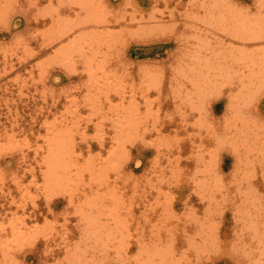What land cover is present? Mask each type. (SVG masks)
Segmentation results:
<instances>
[{"label":"rangeland","instance_id":"374dc122","mask_svg":"<svg viewBox=\"0 0 264 264\" xmlns=\"http://www.w3.org/2000/svg\"><path fill=\"white\" fill-rule=\"evenodd\" d=\"M71 1L0 0V264L12 262H14L12 264H70L64 258L65 253L62 252V246L67 241L65 236L70 239L76 234L79 220L77 208L81 203L77 201L76 197H73L74 194L71 195L72 199L69 198L71 201L67 199V193L63 194V191H69L67 186L63 190L59 189V186L44 184L45 158H43L42 152L46 149V143L49 142L50 137L55 134H57L56 139L58 137L59 140L60 138L68 140V146L72 147L70 154L77 161L84 163L88 157L90 158L88 160H90L91 167L88 172L82 173L85 180L79 182L80 186L88 188L90 185L94 188L98 187L101 182L103 185V181H105L103 186L100 185L106 189L108 195L114 194V191L122 195L115 198H118L120 202L118 200L117 203H115L116 200L113 201L114 208H119L116 210L120 212L118 218L121 219L117 220L114 226L118 230L114 229V235H111L113 240L109 239L111 242H107L109 247L111 246V250H108L109 253L104 251L102 254H97L96 259L91 258L87 252L82 253L83 264H125L128 263V259L133 260L135 258L133 257L134 254L137 255L136 258L141 260L144 257L143 264L147 260L149 261V258L151 260L149 264H157L159 261L161 263L163 261L162 264H238V253L230 246L239 227V221L235 215V209H237L235 204H237L236 192L242 188L235 183L237 179H242L245 176L243 179L245 185L243 186H247L248 179L253 181L255 178L259 182L258 200L262 201L264 199V174H262L264 170L258 167L257 158L254 160L253 157H250L251 165L249 167L257 165L256 170H252L254 177L246 176L250 171L244 175L239 173V175L234 168L235 154L228 145V135H225L224 131H232L234 125L238 123V120L235 122L236 119H247L250 115L251 131L242 135L248 141V145L251 143V139L256 133L252 131L253 125L255 127L256 122L259 121V123L264 124V87L260 86V90L254 92V95L251 96L253 100L248 106L237 108V110L236 108L230 109L231 104L229 103H238L239 99L236 98L232 101L231 95L235 91L229 90L226 80L220 83V79H218L216 84L220 83V90H212L213 92L209 91L208 94L203 85L204 90H198L203 93H200L201 99L198 98L200 94L197 90L189 95H184V90H188L185 85L189 84L188 77H197L201 74L197 71L194 72L192 65L188 64V62L196 60V56L193 57L194 45L201 39L196 36L207 35L210 39L208 41L212 45H215L218 38L221 40L223 38L222 41L225 42H222L223 45L221 44V46L227 45L230 49L232 42L236 47H240L238 42L235 43L236 40L239 41L240 34L237 37L238 31L234 28L228 30L229 33H225L218 32L211 26L210 28L206 27L207 24L201 20V17L205 16L202 0H99V2L98 0H91L90 4L95 5L97 2L102 5L103 11L101 10V12L103 14L99 13L101 16L96 13L93 16L91 13L89 15L85 9H81V0H75V4ZM4 5L7 11H2ZM247 7L248 11L255 15L254 17L257 16V26L259 28L264 27V0H262L261 6L254 0H241L238 4V8L241 9L240 12L246 10ZM259 7L260 9H258ZM87 14L92 19L84 18L85 15L89 17ZM150 15L152 19H150ZM98 16H100L101 21H96L99 19ZM60 22L63 24L60 25ZM154 24L156 25L153 26ZM94 29L97 32L101 31V33L97 34ZM204 29L208 30L205 31ZM84 30L86 34L83 32ZM104 31L106 32L103 33ZM90 32L96 34H92L93 37L104 35L103 38H110L111 42L109 39L107 40L109 42L105 40L102 42L100 39V41L94 40V38L91 40ZM233 32L236 33V36ZM115 33L118 36H115ZM78 35H82L81 38L85 37L86 40L84 38H82L83 41L78 39L80 38L77 37ZM230 36L235 41H232ZM196 38L199 40L197 41ZM167 41H169L168 46L164 44ZM104 42L108 44L105 45ZM255 45L259 48L264 46L262 42H257ZM106 47H108V50L106 49L107 54L104 50ZM257 47L254 50L255 55L259 51L264 52ZM93 48L98 51L97 54ZM60 50L63 52H61L62 55ZM93 52L95 53L92 55ZM100 52L105 54H103L104 58ZM190 52L192 55L189 54ZM83 53L85 54L83 55ZM245 53L247 52L245 51ZM200 59H204V57L202 56ZM221 61L223 62L224 59ZM252 61L253 58H245V56L242 59L237 58L235 59L237 64L231 66L230 71H236L245 62L250 63ZM186 64L190 68L185 66ZM223 67L224 70H228L227 64H224ZM175 68L177 72L174 70ZM197 68L196 70L199 69ZM179 69L181 70L179 71ZM94 71L96 72L94 73ZM144 74L146 75L144 76ZM173 76L174 78H172ZM153 78L159 79L157 80L158 87L153 85L157 82ZM96 81L98 84L103 81L104 85L103 83L102 86L98 85ZM147 84L150 85L147 86ZM154 87L157 88V91ZM179 91L181 94L178 93ZM93 95H96V100H92ZM114 105L115 109L112 108ZM127 105L133 106L131 111L129 107H126ZM259 106L262 112L259 111ZM255 110L261 114H254ZM87 115H90V119ZM115 115L118 117L117 119ZM256 116L259 117V120ZM126 117L127 121H130L129 118L131 121L134 118L132 123L134 122L136 125L138 122V126L134 127L130 123L131 126L129 127ZM99 118L103 120L101 121ZM122 118L125 120L120 122L121 124H117L116 122L121 121L119 119ZM116 124L121 127H117ZM51 125H53L52 127L55 125V128H52ZM118 128L124 133L119 134ZM125 128L128 132L125 131ZM150 128L151 130H149ZM131 130L135 133L133 134L134 138ZM59 134L62 137H59ZM117 134L119 135L116 136ZM128 139L131 141L134 139V141L130 144ZM143 142H148L149 148L143 145ZM223 142L228 143L223 144ZM44 146L46 147L44 148ZM113 148H117L116 151ZM119 148L122 150L120 151ZM108 149L112 151L109 152ZM207 149L214 152L210 155ZM117 150L121 153H118ZM123 150L127 152L122 154ZM200 156L204 157H202V161L197 162L196 157ZM165 159H168L169 162ZM204 159L205 161L209 160L211 164H205V173L200 171ZM115 163L118 165L112 167ZM174 170L177 177L172 174ZM89 173L94 178L88 179ZM201 178L204 180V191H202L203 187L198 184L203 181ZM106 184L107 186H105ZM74 186L71 184V192H74L76 187ZM160 189L161 194L158 192ZM102 195L106 196V194ZM154 195L158 204L153 202L155 201ZM81 199L83 203V197ZM105 199L100 200L105 202L103 201ZM161 199L162 201H159ZM121 201L123 204L119 206ZM107 204L111 206V202ZM154 204L156 206L152 207ZM160 205L167 209H161ZM184 206L190 208L185 207V209ZM206 207L207 209H205ZM187 209L190 210L187 211ZM167 211L171 213L169 214ZM165 213L169 217L167 214L164 215ZM204 213L207 215L214 214V217L211 216L212 221L207 223L216 226L213 234L216 236L213 237H217L216 240H219L221 245L215 243L216 245L209 246L202 251V249L196 248L198 245L196 247L191 245L189 237L192 238V235L197 237L198 232V225L195 229V225L191 224L192 219H196L195 216L203 219ZM166 216L169 219L165 218ZM122 219L125 221L122 222ZM189 220L192 221L187 222ZM119 222L120 224L122 222L121 226ZM151 222L155 223L152 224ZM103 223H107L106 220H103ZM150 223L157 230L151 228ZM17 229L23 233L19 237L20 239L14 235L18 231ZM148 229H150L151 235ZM120 231L126 234H122V238L121 236L117 238L119 234L121 235ZM50 236L52 239L48 240ZM167 236L169 237L167 238ZM116 241H120L121 245L118 242L119 246H117ZM125 241L128 243L126 244L127 249L124 245ZM140 243L143 244L140 245ZM226 243L228 247H226ZM152 244L156 247L159 246L158 250L154 246L153 249L149 247ZM144 245H148V247H144ZM199 245L202 244L199 243ZM115 246L119 251L117 248H115L117 250L113 248ZM166 246H168V252L162 251L161 249L164 250ZM151 249L152 255H149ZM114 254L116 256L121 255V258L119 256L117 259Z\"/></svg>","mask_w":264,"mask_h":264},{"label":"bare ground","instance_id":"6f19581e","mask_svg":"<svg viewBox=\"0 0 264 264\" xmlns=\"http://www.w3.org/2000/svg\"><path fill=\"white\" fill-rule=\"evenodd\" d=\"M73 1V3H74V1L75 0H72ZM71 1V2H72ZM82 1V6L80 5V7H81V9H85V11H87L88 12V14L90 15V13H91V15L93 16V15H95V13L96 14H99V13H102L103 14V12H101V10H102V5L101 4H98L97 2H96V4L95 5H93V4H90L89 2H92L91 0H81ZM239 1V2H238ZM240 1L241 0H202V3L204 4V8H203V10H204V14H205V16L204 17H201V20H203L204 21V24H207V26L206 27H209L210 28V26H211V28L213 29H215L216 31H218V32H225V33H229V31L228 30H230V29H235L236 31H238L237 32V37H238V35L240 34V38L242 39V40H244V41H242L240 38H239V41H235L231 36V40L232 41H235V43H237L238 42V44H239V46L240 47H236L235 45H234V43L232 42V45H231V47H230V49H229V47L227 46V45H224L223 47L221 46V44H222V42L224 43L225 41H222L223 40V38H222V40L221 39H217V41L215 42V45H212L209 41H208V39H209V37L207 36V35H198V36H196V37H200L201 39L199 40L198 38H196V40L198 41V43H195V45H194V47H195V49H194V52H193V57L194 56H196L195 58H196V60H194V61H190V62H188V64L189 65H192L191 67H193L194 68V72L195 71H197V72H199V73H201L199 76H195V77H192V78H190V77H188L189 78V84H191L192 85V87H191V85L189 86V84H185L186 85V87L188 88V90L186 89V90H184V95H189V94H193L194 93V91H198V90H200V89H202V91L204 90V88H203V85H204V87H205V90H206V93L208 94V92L209 91H211V92H213V91H217V90H220V87H219V84L221 83V81H223V80H226L227 81V86L229 87V90H232L234 93L231 95V99H232V101H234L236 98L237 99H239L238 101V103L236 102V103H234L233 104V102L232 103H229V104H231L230 105V109L232 108V110H234L235 108H236V110H237V108L239 109L240 107L242 108V107H246V106H248V104L253 100V98L251 99V96H253L254 95V92L256 93V91L257 90H260V86H263L264 87V52H257L258 54L257 55H255L254 53V50H255V48L257 47L256 45H255V43L257 44V42H262L263 44H264V27H258L257 25H258V23H256V17H254L255 15H253V13H251V11H248L249 9H248V7H247V9L246 10H244V11H242V12H240V10L241 9H239L238 8V4L240 3ZM69 2H70V0H69ZM98 2H99V0H98ZM188 2V1H187ZM254 2H257V4L259 5V6H261V2H262V0H254ZM72 3V4H73ZM238 3V4H237ZM51 4V3H50ZM75 4V3H74ZM7 5V4H6ZM106 5V4H105ZM200 6H203V5H200ZM8 7V6H7ZM152 7V6H151ZM2 8V7H1ZM3 8H4V10H2V11H7L6 10V8H5V5L3 6ZM11 8V7H10ZM202 8V7H201ZM237 8H238V10H237ZM258 9H260V7L258 8ZM9 10V9H8ZM77 10V9H76ZM91 11V12H90ZM93 11V12H92ZM103 11V10H102ZM77 12V11H76ZM86 12V13H87ZM134 13V12H133ZM2 14V13H1ZM4 14H7V13H4ZM3 14V15H4ZM76 14V13H75ZM87 14V15H88ZM258 14V13H257ZM2 15V16H3ZM88 15V16H89ZM100 15V14H99ZM107 15V14H106ZM262 15V14H261ZM1 16V15H0ZM101 16V15H100ZM100 16H98L99 17V19H97L96 21H98V20H100ZM153 16V15H152ZM61 17V16H60ZM83 17V16H82ZM98 17H95V18H98ZM103 17H104V15H103ZM110 17V16H109ZM141 17H143V16H141ZM84 18H91L90 16L89 17H87L86 15H85V17ZM121 18V17H120ZM119 18V19H120ZM133 18H135V17H133ZM148 18V17H147ZM83 19V18H82ZM92 19V18H91ZM142 19H144V18H142ZM150 19H152L151 18V15H150ZM150 19H148V20H150ZM156 19V18H155ZM258 19V18H257ZM63 20V19H62ZM132 20V19H131ZM259 20V19H258ZM257 20V21H258ZM83 21V20H82ZM89 21H90V19H89ZM88 21V22H89ZM101 21V20H100ZM104 21V20H103ZM147 21V20H146ZM264 21V20H263ZM2 22V21H1ZM65 22H67L66 20H65ZM71 22V21H70ZM105 22V21H104ZM149 22V21H148ZM202 22V21H201ZM68 23V22H67ZM77 23H78V21H77ZM58 24V23H57ZM60 25H62L61 24V22L59 23ZM93 24H94V22H93ZM96 24V23H95ZM98 24V23H97ZM152 24V23H151ZM164 24V23H163ZM261 24H262V22H261ZM264 24V23H263ZM53 25V24H52ZM71 25V24H70ZM86 25H88V24H86ZM156 24H154L153 26H155ZM14 26V25H13ZM72 26H73V23H72ZM75 26V25H74ZM6 27V26H5ZM53 27V26H52ZM166 27V26H165ZM205 27V26H204ZM89 28V27H88ZM145 28V27H144ZM148 28V27H147ZM156 28H157V26H156ZM155 28V29H156ZM90 29V28H89ZM142 29V28H141ZM160 26H159V31H160ZM53 30V29H52ZM71 30V29H70ZM96 29H94V31H95ZM98 30H100V29H98ZM143 30V29H142ZM141 30V32H143ZM157 30V29H156ZM205 30V29H204ZM208 30V29H207ZM207 30H205V31H207ZM59 31V30H58ZM61 31V30H60ZM63 31V30H62ZM66 31V30H65ZM88 31V30H87ZM92 31H93V29H92ZM103 31V30H102ZM116 31V30H115ZM118 31V30H117ZM140 31V30H139ZM144 31H147V33L149 32L148 30H144ZM67 32V31H66ZM65 32V33H66ZM84 33H85V30L83 31ZM97 34L98 33H101V31L100 32H97V31H95ZM106 31H104L103 33H105ZM140 32V33H141ZM110 33H113V32H110ZM144 33V32H143ZM234 33V32H233ZM263 33V34H262ZM86 34V33H85ZM92 34H95L94 32H92ZM92 34H91V32H90V36H92ZM108 34V33H107ZM116 34V33H115ZM145 34V33H144ZM150 34V33H149ZM222 34V33H221ZM235 34V36H236V33H234ZM96 35V34H95ZM101 35V34H100ZM156 35V34H155ZM56 36V35H55ZM81 36L82 35H78L77 37H80V38H78V39H81L82 40V38H84L85 39V37H82L81 38ZM89 36V37H90ZM102 36V37H101ZM101 36H98V37H96V36H92V38H91V40L94 38V40H102V42H103V40H105V41H107L108 39L110 40V38H108V39H104L103 38V36L104 35H101ZM114 36V35H113ZM115 36H118L117 34L115 35ZM54 37V36H53ZM95 37H96V39H95ZM58 38V37H57ZM73 38V37H72ZM87 38V37H86ZM52 39V38H51ZM75 39H77L76 37H75ZM86 40V39H85ZM88 40H89V38H88ZM88 40H87V42H88ZM99 40V41H100ZM113 40V39H112ZM116 40V39H115ZM121 40V39H120ZM210 40V39H209ZM228 40V39H227ZM50 41V40H49ZM55 41V40H54ZM70 41H71V39H70ZM69 41V42H70ZM74 41V40H73ZM77 41V40H76ZM83 41V40H82ZM98 41V42H99ZM97 42V43H98ZM107 42H109V41H107ZM110 42H111V40H110ZM114 42H116V41H114ZM49 43V42H48ZM72 43V42H71ZM70 43V44H71ZM80 43V42H79ZM86 43V42H85ZM105 43V42H104ZM64 44H66L67 46H68V44L67 43H65L64 42ZM101 44V43H100ZM103 44V43H102ZM106 44H108V43H105V45ZM110 44H112V43H110ZM164 44L165 45H169V41H167V42H164ZM197 44H198V46H197ZM203 44H204V47H203ZM217 44V45H216ZM65 45V46H66ZM113 45V44H112ZM223 45V44H222ZM60 46V45H59ZM96 46V45H95ZM102 46V45H101ZM109 46V45H108ZM111 46V45H110ZM114 46V45H113ZM181 46H183V45H181ZM261 46V45H260ZM46 47V46H45ZM69 47V46H68ZM97 47H99V46H97ZM105 47V46H104ZM189 47V46H188ZM252 48V50H250L251 48ZM95 48V47H94ZM93 48V49H94ZM100 48V47H99ZM110 48H112V46L110 47ZM109 48V49H110ZM259 50H264V46L262 45L261 46V48H259V47H257ZM92 49V50H93ZM106 49L108 50V47H106L104 50L106 51ZM58 50V49H57ZM62 50V49H61ZM60 50V53L62 52ZM67 50V49H66ZM76 50V49H75ZM95 51H96V49H94ZM188 50V49H187ZM192 51H193V49H191ZM190 50V51H191ZM73 51V50H72ZM103 51V50H102ZM101 51V52H102ZM245 51L247 52V53H245ZM69 52V51H68ZM78 52H80V50H78ZM84 52V51H83ZM92 52V51H91ZM100 52V53H101ZM241 52V53H240ZM63 53V52H62ZM62 53H61V55H62ZM86 53V52H85ZM85 53H83V55L85 54ZM95 52H93L92 53V55L94 54ZM98 53V51H96V53L95 54H97ZM108 52L106 51V53L105 54H107ZM187 53V52H186ZM198 53V55H196ZM28 54V53H27ZM82 54V53H81ZM102 54V53H101ZM104 54V53H103ZM102 54V55H103ZM104 54V55H105ZM190 55H192V53L190 52L189 53ZM65 55V54H64ZM104 55H103V58H104ZM187 55H188V53H187ZM30 56V55H29ZM87 56V55H86ZM204 57V59H200V57ZM244 56H245V58H253V61L252 62H250V63H248V62H245L242 66H239V68L236 70V71H230V67L231 66H235L237 63H235V59H242V58H244ZM183 57H185V56H183ZM192 57V58H193ZM63 58V57H62ZM89 58V57H88ZM91 58V57H90ZM102 58V57H101ZM101 58H98V59H101ZM188 58H189V56H188ZM221 59H224V61L222 62L221 61ZM61 61V60H60ZM60 61H59V63H60ZM63 61V60H62ZM90 61H91V59H90ZM90 61H88V62H90ZM188 61V60H187ZM68 62V61H67ZM63 63V62H62ZM65 64V63H64ZM224 64H227L228 65V70L227 69H225L224 70V67H223V65ZM66 65V64H65ZM185 66H187V64L185 65ZM87 67H89V66H87ZM143 67V66H142ZM188 68H190L189 66H187ZM199 69H198V68ZM245 67V68H244ZM103 68V67H102ZM177 68V67H176ZM176 68L174 69V70H176ZM196 68L198 69V70H196ZM227 68V67H226ZM87 69V68H86ZM89 69H91V68H89ZM178 69V68H177ZM183 69V68H182ZM204 69V70H203ZM95 70V69H94ZM173 70V71H174ZM181 69H179V71H180ZM189 70V69H188ZM73 71H74V69H73ZM190 71V70H189ZM93 72V71H92ZM96 71H94V73H95ZM176 72H177V70H176ZM187 72V71H186ZM226 72H228V74H225ZM101 73V72H100ZM149 73H150V71H149ZM183 73V72H182ZM231 73H232V75H231ZM177 74V73H176ZM185 74V73H184ZM44 75V74H43ZM146 74H144V76H145ZM161 75V74H160ZM173 75V74H172ZM185 76V75H184ZM193 76V75H192ZM90 77V76H89ZM94 77V76H93ZM40 78H41V75H40ZM90 78H92V77H90ZM97 78H100V77H97ZM172 78H174V76L172 77ZM176 78V77H175ZM88 79V78H87ZM96 79V78H95ZM94 79V80H95ZM145 79H147V78H145ZM154 80H159L158 78L157 79H155V78H153ZM218 79H220V83L218 82L217 84H216V82L218 81ZM41 80V79H40ZM39 80V81H40ZM53 80H54V78H53ZM59 80V79H58ZM92 80V79H91ZM172 80H174V79H172ZM256 80H258L256 83H254V81H256ZM98 81V80H97ZM96 81V82H97ZM177 81H178V79H177ZM176 81V82H177ZM88 82H89V80H88ZM94 82V81H93ZM105 82H106V80H105ZM152 82H153V80H152ZM151 82V83H152ZM160 82V81H159ZM254 84H253V83ZM103 83V85H104V82L102 81L101 83H99L100 85ZM133 83V82H132ZM156 83V84H155ZM153 85H157L158 84V81L157 82H155ZM97 84H98V82H97ZM98 84V85H99ZM106 84V83H105ZM141 84V83H140ZM145 84V83H144ZM160 84V83H159ZM179 84V83H178ZM148 85H150V84H147V86ZM91 86H92V84H91ZM102 86V85H101ZM100 86V87H101ZM132 86V85H131ZM142 86V85H141ZM147 86H145V87H147ZM151 86H152V84H151ZM178 86V85H177ZM181 86V85H180ZM90 87V86H89ZM108 87V86H107ZM153 87V86H152ZM157 87H158V85H157ZM170 87H171V85H170ZM174 87V86H173ZM115 88V87H114ZM155 88V87H154ZM174 88H176V87H174ZM262 88V87H261ZM97 89V88H96ZM95 89V90H96ZM99 89V88H98ZM108 89V88H107ZM139 89V88H138ZM157 88H155V90H156ZM178 89V88H177ZM176 89V90H177ZM179 89H180V87H179ZM182 89V88H181ZM122 90V89H121ZM149 90V89H148ZM174 90V89H173ZM213 90V91H212ZM101 91V90H100ZM104 91V90H103ZM141 91V90H140ZM146 91V90H145ZM157 91V90H156ZM173 92V91H172ZM172 92H171V94H172ZM210 92V93H211ZM115 93V92H114ZM124 93H126V92H124ZM174 93V92H173ZM178 93H180V91L178 92ZM177 93V94H178ZM195 93H197V92H195ZM198 93L200 94V93H202V92H199L198 91ZM89 94H90V92H89ZM94 94V93H93ZM99 94V93H98ZM117 94V93H116ZM122 94V93H121ZM141 94V93H140ZM181 94V93H180ZM179 94V95H180ZM183 94V93H182ZM203 94V93H202ZM206 94V95H207ZM97 95V94H96ZM95 95V96H96ZM174 95H175V93H174ZM198 95V94H197ZM210 95V94H209ZM256 95V94H255ZM89 95H87V97H88ZM90 96H92L91 94H90ZM89 96V97H90ZM95 96L93 95V99L92 100H96L95 99ZM104 96V95H103ZM124 96V95H123ZM195 96V95H194ZM101 97V96H100ZM227 97V96H226ZM86 98V97H85ZM97 99H98V97H96ZM178 98V97H177ZM176 98V99H177ZM198 98L199 99H201V94L200 95H198ZM90 99V98H89ZM109 99V98H108ZM146 99V98H145ZM159 99V98H158ZM195 99V98H194ZM256 99V98H255ZM99 100V99H98ZM97 100V101H98ZM106 100V99H105ZM191 100V99H190ZM197 100V99H196ZM195 100V101H196ZM96 101V103H97V105H98V102ZM106 101H108V100H106ZM183 101V100H182ZM247 101H249V102H247ZM147 102V101H146ZM150 102V101H149ZM180 102H181V100H180ZM95 103V102H94ZM95 103V104H96ZM148 103V102H147ZM91 104H93V103H91ZM102 104V103H101ZM264 104V103H263ZM94 105V104H93ZM97 105H95V106H97ZM116 105V104H115ZM115 105H114V107L112 106V108H114L115 109ZM121 105H122V103H121ZM131 105H133V104H131ZM148 105V104H147ZM151 105V104H150ZM7 106V105H6ZM107 107H108V105H106ZM262 106V105H261ZM118 107V106H117ZM127 108L129 107V105H127L126 106ZM132 107L133 106H131V107H129L130 108V111H131V109H132ZM135 107H136V105H135ZM134 107V108H135ZM110 108V107H109ZM137 108V107H136ZM149 108V107H148ZM75 109V108H74ZM92 109V108H91ZM122 110L124 109V107L123 108H121ZM150 109V108H149ZM148 109V110H149ZM199 109V108H198ZM258 109H259V111H261V107L259 106L258 107ZM133 110H135V109H133ZM147 110V109H146ZM98 111V110H97ZM114 111V110H113ZM121 111V110H120ZM136 111V110H135ZM134 111V112H135ZM258 110H257V112H256V110L254 111L255 113L254 114H261V112H259ZM137 112V111H136ZM135 112V113H136ZM143 112V111H142ZM92 113V112H91ZM94 113V112H93ZM131 113V112H130ZM132 113H133V111H132ZM149 113V112H148ZM147 113V114H148ZM115 114V113H114ZM117 114H119V112H117ZM90 115H92V114H90ZM90 115H87V117H88V119H90ZM123 115H125V114H123ZM129 115V114H128ZM139 115V114H138ZM145 115H146V112H145ZM237 115V114H236ZM235 115V116H236ZM96 116V115H95ZM119 116V115H118ZM122 116V115H121ZM142 116V115H141ZM148 116H149V114H148ZM148 116H145V117H148ZM92 117V116H91ZM107 117V116H106ZM120 117V116H119ZM129 117H130V115H129ZM234 117V116H233ZM115 118L117 119L118 117L115 115ZM124 118V117H123ZM119 119V120H121V121H119V122H116L117 124H119L120 122H122L123 120H125V119ZM153 118V117H152ZM151 118V119H152ZM236 118V117H235ZM242 118V117H241ZM256 118H258L257 120H259V117L258 116H256ZM73 119H74V117H73ZM87 119V120H88ZM100 119V118H99ZM130 119V121H131V118H129ZM134 119V118H133ZM133 119H132V121H133ZM249 119H250V115H249V117H247V119L245 118V119H240V118H238V119H236L235 120V122L237 121L238 123L236 124V125H234V127L232 128L233 130L232 131H227V130H225L224 131V133H225V135H228V142H223V144H225V143H228V145H229V147L232 149L231 151H233V153L235 154V161H234V163H235V166H234V168H235V170L236 171H238V174L240 173H242L243 175L244 174H246V173H248V171H250V173H248V174H246V176H248L249 178H250V175L252 176V177H254L253 176V172H252V170H256V167H257V165H255V166H250L249 167V165H251L250 164V157L252 158L253 157V159L255 160V158H257L258 159V167H260L261 168V170H264V124H261V123H257L256 122V125H255V127H254V125H253V127H252V131H253V133L254 132H256L255 134H254V136H253V138L251 139V143L248 145L247 144V142L248 141H246V139L244 138V133L245 132H250L251 131V125H250V121H249ZM253 119V118H252ZM101 121L103 120V119H100ZM113 120H115V119H113ZM135 120V119H134ZM156 120V119H155ZM155 120H154V122H155ZM95 121V120H94ZM126 121H127V117H126ZM129 120L127 121V123H129L128 125H129V127L131 126V124L130 123H132V121L130 122ZM140 121V120H139ZM256 121V120H255ZM262 121V120H261ZM62 122V121H61ZM115 122H114V124H115ZM137 122V121H136ZM253 122V121H252ZM113 123V122H112ZM157 123V122H156ZM117 124H116V126H117ZM121 124V123H120ZM124 124V123H123ZM138 124V122L136 123V125ZM162 124V123H161ZM76 125V124H75ZM132 125H134V122L132 123ZM136 125H134V127L136 126ZM209 125V124H208ZM53 125H51V127H52ZM102 125H101V123H100V127H101ZM113 126V125H112ZM123 126V125H122ZM138 126V125H137ZM136 126V127H137ZM154 126V125H153ZM163 126V125H162ZM67 127V126H66ZM78 127V126H77ZM99 127V126H98ZM99 127V128H100ZM117 127H121L120 125H118ZM133 127V129H135ZM150 127H152V126H150ZM52 128H55V125H54V127H52ZM59 128V127H58ZM123 128H124V126H123ZM122 128V129H123ZM64 129V128H63ZM132 129V128H131ZM132 129V130H133ZM154 129V128H153ZM159 129V128H158ZM56 130V129H55ZM98 130V129H97ZM99 130H101V129H99ZM118 130H119V128H118ZM117 130V131H118ZM132 130H131V132H132ZM137 130V129H136ZM149 130H151V128L149 129ZM149 130H147V131H149ZM160 130V129H159ZM50 131H51V129H50ZM77 131V130H76ZM116 131V132H117ZM125 131H127V129L125 128ZM212 131V130H211ZM58 132H61V131H58ZM65 132V131H64ZM75 132V131H74ZM104 132V131H103ZM122 132V130L120 131L119 130V134ZM128 132V131H127ZM137 132H138V130H137ZM136 132V133H137ZM150 132V131H149ZM83 133V132H82ZM115 133V132H114ZM122 133H124V132H122ZM61 134V133H60ZM59 134V137H62L61 135ZM119 134H117L116 136H118ZM133 134H135L134 132H132V137L134 138V136H133ZM213 134V133H212ZM243 134V135H242ZM56 135L57 134H55V135H52L51 137H50V139L48 140L49 142L48 143H46V145H47V147L46 146H44V148L46 147V149H44L43 150V154H44V156H43V158H45V164H44V166H45V170H44V184L45 185H47V186H53V185H55V186H59V189H63L64 190V187H66L67 186V188L69 189V191H63V194L64 193H67L66 194V197H68L67 199H72V197H71V195L72 194H74V196L73 197H76V199H77V201L78 202H80L81 204H79V206H78V208H77V212H78V217H79V220H78V228H77V231H76V234H74L73 236L74 237H72V238H70V239H68V236H65V238L67 239V241L63 244V246H62V252L63 253H65V256H64V258H66V260H67V262L69 261L70 262V264H83V262H82V259H81V255H82V253H88L89 254V256L91 257V258H93V259H96V256H97V254H102L104 251H107L108 252V250L111 248V246L109 247V245L107 244V242L109 241V239H112L111 238V235H114V232H115V230L114 229H117V228H114V226H115V224L117 223V220H119V219H121V218H118L120 215V212L119 211H117L116 210V208H114V204H113V201L114 200H116V202L115 203H117V200L120 202V200L117 198V199H115L116 197H121L122 195H121V193H115V191H114V194H110V195H108L107 193V191H105L106 189H104L102 186L106 183L105 181H103L104 182V184L102 185L101 183H99L98 184V187H94V188H92V186H90L89 185V187L87 188V187H83V186H80V184H79V182H81V181H84L85 180V177L83 176L82 177V173L83 172H88L89 171V169H90V160H88V158H87V161H84V163H81V162H79V161H77L74 157H72L71 156V154H70V152H71V146H68V140H65V139H62V138H60V140L58 139V137H57V139H56ZM126 135V134H125ZM129 135V134H128ZM137 135V134H136ZM64 136V135H63ZM115 136V137H116ZM45 137V136H44ZM125 137V136H124ZM156 137V136H155ZM68 138H69V136H68ZM126 138V137H125ZM128 138H130V137H128ZM137 138V137H136ZM158 139H159V137H157ZM156 138V139H157ZM84 139V138H83ZM131 139V138H130ZM130 139H128V140H130ZM143 139V138H142ZM141 139V140H142ZM45 140V139H44ZM70 140V139H69ZM101 140V139H100ZM99 140V141H100ZM123 140V139H122ZM125 140H127V138L125 139ZM151 140V139H150ZM154 140H155V138H154ZM154 140H152V141H154ZM72 141V140H71ZM124 141V140H123ZM134 141V139L131 141H129V143L130 142H133ZM222 141V140H221ZM226 141V140H225ZM47 142V141H46ZM73 142V141H72ZM120 142V141H119ZM128 142V141H127ZM101 143V142H100ZM99 143V144H100ZM122 143V142H121ZM124 143V142H123ZM144 144L143 145H146V147L147 148H149L147 145L149 144L148 142H143ZM127 144V143H126ZM131 144V143H130ZM88 145V144H87ZM115 145V144H114ZM114 147V146H113ZM124 147V146H123ZM151 147V146H150ZM160 147V146H159ZM156 148V147H155ZM158 148V147H157ZM114 149V148H113ZM117 149V148H116ZM116 149H114L115 151H116ZM127 149V148H126ZM111 150V149H110ZM119 150H120V148H119ZM122 150V149H121ZM120 150V151H121ZM108 151H109V149H108ZM112 151V150H111ZM111 151H109V152H111ZM118 152V150H117V152L118 153H121V152ZM124 152H122V154L123 153H126L125 152V150H123ZM149 151V150H148ZM156 151H158V149H156ZM207 151H208V154H210L211 155V153H213L212 152V150L211 149H207ZM242 151V152H241ZM73 152V151H72ZM114 152V151H113ZM108 153V152H107ZM117 153V154H118ZM35 154V153H34ZM73 155H74V152L72 153ZM112 154V153H111ZM116 154V153H115ZM158 154V153H157ZM119 156H120V154H118ZM125 155V154H124ZM166 155H167V153H166ZM41 156V155H40ZM144 156V155H143ZM158 156V155H157ZM117 157V156H116ZM120 157H122V156H120ZM119 157V158H120ZM127 157V156H126ZM202 157H204V156H200V157H196L197 159V162H199V161H202ZM259 157V158H258ZM114 158V157H113ZM130 158V157H129ZM166 158H167V156H166ZM169 158V157H168ZM172 158H174V157H172ZM214 158V157H213ZM90 159V158H89ZM157 159V158H156ZM256 159V160H257ZM43 160V159H42ZM76 162H75V161ZM92 160V159H91ZM128 160V159H127ZM165 160H168V159H165ZM109 161H111V160H109ZM153 161V160H152ZM155 161V160H154ZM157 161V160H156ZM253 161V160H252ZM251 161V162H252ZM41 162H43V161H41ZM136 162H139V161H136ZM168 162H169V160H168ZM173 162H174V160H173ZM207 163H209V160H206L205 161V159H204V164H203V167H201V170L200 171H203L204 172V166H205V164H207ZM213 163V162H212ZM253 163V162H252ZM158 164V163H157ZM210 164V163H209ZM256 164V163H255ZM118 164H116L115 163V165L113 164L112 165V167H114V166H117ZM170 165H171V163H170ZM211 165V164H210ZM122 167H124L123 165H121ZM169 166V165H168ZM176 167H177V165H175ZM209 166V165H208ZM85 169H84V168ZM138 167V166H137ZM171 167V166H170ZM117 168V167H116ZM174 169V168H173ZM208 169V168H207ZM85 170V171H84ZM114 170V169H113ZM259 170V169H258ZM115 171V170H114ZM124 171V170H123ZM145 171V170H144ZM147 171V170H146ZM162 171V170H161ZM127 172V171H126ZM234 172V171H233ZM264 172V171H263ZM262 172V174H264ZM116 173V172H115ZM144 173V172H143ZM147 173V172H146ZM161 173V172H160ZM175 173V170H174V172H172V174L175 176L176 174H174ZM205 173V172H204ZM258 173V172H257ZM239 174V175H240ZM256 174V173H255ZM261 174V175H262ZM141 175V173L139 174V176ZM179 175V174H178ZM138 176V175H137ZM166 176H168V175H166ZM126 177V176H125ZM133 177V176H132ZM171 177V176H170ZM176 177H177V175H176ZM255 177H257V176H255ZM263 177H264V175H263ZM92 178H94V176L92 175V174H90L89 173V177H88V179H92ZM115 178V177H114ZM134 179H135V177H133ZM145 178V177H144ZM245 178V176H243V178L242 179H237L236 180V183H235V185H239V187L240 188H242V189H240V190H237V192H236V195H237V200H236V202H237V204H235L236 205V208L237 209H235L236 210V212H235V215H236V217H237V219H238V221H239V227H238V232L236 233L237 235H235V237L233 238V242L231 243V248H233V249H235L236 250V253H238V256H239V259H238V264H264V199L262 200V201H260V200H258V193L260 192V190H259V182L254 178L253 179V181L252 180H249L248 179V184H247V186H243V185H245V180H243ZM160 179V178H159ZM163 179V178H162ZM170 179V178H169ZM168 179V180H169ZM202 179V178H201ZM262 179V178H261ZM128 180V179H127ZM174 180V179H173ZM193 180V179H192ZM203 180V179H202ZM234 180V179H233ZM113 181V180H112ZM139 181V180H138ZM162 181V180H161ZM166 181V180H165ZM201 181V180H200ZM199 181V182H200ZM134 182V181H133ZM136 182V181H135ZM134 182V183H135ZM146 182H147V180H146ZM155 182V181H154ZM263 182H264V179H263ZM166 183H168L167 181H166ZM262 183V182H261ZM71 184L73 185H75L74 187H75V189H76V191H75V189H74V192H71L70 190H71ZM102 186H101V185ZM113 184V183H112ZM144 184V183H143ZM201 187H203L204 186V180L201 182V183H198ZM169 185H171L170 184V182H169ZM181 185V184H180ZM206 185H208V184H206ZM105 186H107V184L105 185ZM114 186V185H113ZM132 186V185H131ZM136 186H137V183H136ZM154 186V185H153ZM167 186V185H166ZM174 186V185H173ZM175 187V186H174ZM217 187V186H216ZM73 188V187H72ZM113 188V187H112ZM119 188V187H118ZM151 188V187H150ZM149 188V189H150ZM181 188V187H180ZM183 188V187H182ZM181 188V189H182ZM103 189V190H102ZM156 189H158V188H156ZM174 189H176V188H174ZM204 189V187L202 188V191H204L203 190ZM115 190V189H114ZM172 190V189H171ZM201 190V189H200ZM111 191V190H110ZM120 191V190H119ZM160 191H161V189L160 190H158V192L160 193ZM201 191V192H202ZM121 192V191H120ZM156 193H157V191H156ZM161 193H162V191H161ZM160 193V194H161ZM183 193V192H182ZM102 194H106V196H103ZM124 194V193H123ZM145 194V193H144ZM203 194V193H202ZM209 194V193H208ZM225 194V193H224ZM108 195V196H107ZM157 195V194H156ZM167 195V194H166ZM215 195V194H214ZM81 197H83V203H82V199H81ZM154 197V199L156 198L155 197V195L153 196ZM169 197H170V195H169ZM206 197V196H205ZM211 197V196H210ZM225 197V196H224ZM264 197V196H263ZM105 199V200H103V201H105V202H101V200L102 199ZM124 198V197H123ZM129 198V197H128ZM142 198V197H141ZM145 198V197H144ZM147 198V197H146ZM69 199V200H70ZM101 199V200H100ZM130 199V198H129ZM128 199V200H129ZM165 199V198H164ZM208 199H210V198H208ZM223 199V198H222ZM107 200V201H106ZM169 200H171V199H169ZM213 200V199H212ZM71 201V200H70ZM131 201V200H130ZM157 201H158V199H157ZM159 201H162V199L161 200H159ZM166 201V200H165ZM223 201V200H222ZM78 202H77V204H78ZM109 202H111V206H110V204H107V203H109ZM118 202V203H119ZM151 202H152V200H151ZM154 203L156 202V199H155V201H153ZM213 202V201H212ZM239 202V203H238ZM33 203V202H32ZM69 203V202H68ZM157 203V202H156ZM165 203V202H164ZM163 203V205H165ZM181 203V202H180ZM72 204H73V201H72ZM76 204V203H75ZM107 204V205H106ZM120 204V205H119ZM118 205L119 206H121V204H123L122 203V201H121V203H119ZM158 204V203H157ZM168 204V203H167ZM239 204V205H238ZM106 205V206H105ZM112 205H113V208H112ZM188 205V204H187ZM208 205H209V203H208ZM208 205H206V206H208ZM234 204H233V207L235 206ZM105 206V207H104ZM122 206H124V205H122ZM140 206V205H139ZM150 207H151V205H149ZM149 206H148V209H149ZM153 206H156V204H154V205H152V207ZM161 206V205H160ZM166 207H167V205H165ZM216 206V205H215ZM225 206V205H224ZM104 207V208H103ZM126 207H128V206H126ZM151 207V208H152ZM162 207V206H161ZM164 207V206H163ZM161 208V209H167V208ZM185 207H187V208H190L189 206H184V208ZM144 208V207H143ZM102 209V210H101ZM117 209H119V208H117ZM170 209H172L171 207H170ZM186 209V208H185ZM192 209V208H191ZM205 209H207V207L205 208ZM209 209H210V207H209ZM216 209V208H215ZM127 210V209H126ZM151 210H153V208L151 209ZM164 210V211H165ZM190 210V209H189ZM188 209H187V211H189ZM222 210V209H221ZM142 211V210H141ZM144 211H146V210H144ZM168 211H170V210H168ZM167 211V212H168ZM187 211H185V212H187ZM217 211V210H216ZM75 212H76V209H75ZM129 212V211H128ZM148 212V211H147ZM146 212V213H147ZM160 212V211H159ZM205 212H207L206 210H205ZM67 213V212H66ZM161 213V212H160ZM169 213V212H168ZM171 213V212H170ZM169 213V214H170ZM188 213V212H187ZM186 213V214H187ZM167 213H165L164 215H166ZM188 214H191V213H188ZM221 214H222V211H221ZM142 215H143V213H142ZM159 216V215H158ZM157 216V217H158ZM167 216H168V214H167ZM165 217V218H167V219H169L168 217ZM203 216V215H202ZM211 216L212 217H214V214L213 215H207V214H205L204 213V218L203 219H201L200 217H196L195 216V218L196 219H192L193 220V222L191 223L192 225H195V229L197 228L196 227V225H198V232H197V237H194L193 235H192V238H191V236L189 237L190 238V242L192 243L191 245L192 246H197L198 245V247H196L197 249H202V251H204L203 249H205V248H207V247H212L215 243L218 245V244H220L221 242L219 241V240H216L217 239V237L216 238H214L213 236H216V235H213L214 233H215V230H216V226L213 224H209V223H207V222H211L212 221V218H211ZM233 216V215H232ZM122 217V216H121ZM142 217V216H141ZM156 217V218H157ZM159 217H161V216H159ZM163 218H164V216H162ZM180 217V216H179ZM178 217V218H179ZM191 217H193V215H191ZM191 217H190V219H191ZM155 218V219H156ZM18 219V218H17ZM77 220V219H76ZM103 220H106V222L107 223H103ZM160 220V219H159ZM163 220V219H162ZM165 221H166V219H164ZM192 220H189V221H187V222H190V221H192ZM18 221V220H17ZM121 221V220H120ZM125 220H123L122 219V222H124ZM216 221V220H215ZM24 222V221H23ZM122 222H121V224H122ZM161 222H163V221H161ZM130 223V222H129ZM152 223V222H151ZM151 223H150V225H151ZM153 223H155V222H153ZM152 223V224H153ZM214 223V222H213ZM121 224H120V222H119V225L121 226ZM164 224V223H163ZM20 225V224H19ZM212 225V226H211ZM217 225V224H216ZM126 226V225H125ZM152 226V225H151ZM173 226V225H172ZM19 227V226H18ZM119 227V226H118ZM127 227V226H126ZM125 227V228H126ZM139 227V226H138ZM155 226H152L151 228H154ZM170 227V229H171V226H169ZM169 227H167V228H169ZM215 227V228H214ZM13 228H15V227H13ZM53 228V227H52ZM136 228V227H135ZM134 228V229H135ZM156 228V227H155ZM154 228V229H155ZM119 229H120V227H119ZM123 229V228H122ZM133 229V230H134ZM166 229V228H165ZM169 229V230H170ZM18 230V229H17ZM112 230H114V231H112ZM118 230V229H117ZM121 230V229H120ZM150 229H148V231H149ZM155 230H157V229H155ZM184 230V229H183ZM13 231V230H12ZM44 231V230H43ZM65 231V230H64ZM125 231H127V230H125ZM136 231V230H135ZM140 231H141V229H140ZM139 231V232H140ZM166 231V230H165ZM121 232V235L119 234L118 235V237L117 238H120V236H121V238H122V234H126V233H123L122 231H120ZM128 232V231H127ZM152 232V231H151ZM168 232V231H167ZM166 232V233H167ZM196 232V231H195ZM130 233V232H129ZM128 233V234H129ZM142 233V232H141ZM158 233V232H157ZM169 233V232H168ZM25 234V233H24ZM116 234V233H115ZM137 234H139V233H137ZM149 234H150V231H149ZM170 235H171V233H169ZM168 234V235H169ZM14 235L17 237V239L21 236V235H23V233L20 231V230H18L17 231V233H14ZM44 235V234H43ZM151 235V234H150ZM158 235V234H157ZM169 235V236H170ZM187 235H188V233H187ZM190 235V234H189ZM47 236V235H46ZM136 236V235H135ZM135 236H134V238H135ZM142 236V235H141ZM169 236H167V238L169 237ZM113 237V236H112ZM123 237H126V236H124L123 235ZM137 237H139V236H137ZM136 237V238H137ZM159 237V236H158ZM26 238V237H25ZM129 238V237H128ZM140 238V237H139ZM171 238H172V236H171ZM170 238V239H171ZM20 239V238H19ZM27 239V238H26ZM29 240H30V238H28ZM52 239V237L50 236V238H48V240H51ZM124 239V238H123ZM123 239H121V241L123 242ZM127 239V238H126ZM125 239V240H126ZM143 239H144V237H143ZM14 240V239H13ZM63 240V239H62ZM113 240V239H112ZM115 240H117V239H115ZM136 240V239H135ZM159 241H160V239H159ZM172 241V240H171ZM32 242V241H31ZM109 242H111V241H109ZM113 242V241H112ZM117 242V241H116ZM119 243H120V245H121V242L120 241H118ZM117 242V243H118ZM141 242H142V240H141ZM189 242V241H188ZM119 243L118 244H116L117 246H119ZM136 243H139V242H136ZM145 243V242H144ZM153 243V242H152ZM157 243V242H156ZM169 243H170V240H169ZM172 243V242H171ZM187 243V242H186ZM199 243H201L202 245H199ZM126 244H128V243H126V241L124 242V245L126 246ZM143 243H140V245H142ZM146 244V243H145ZM149 244V243H148ZM154 244V243H153ZM152 244V246L151 245H149V247H152V249H153V245ZM163 244V243H162ZM166 244H167V242H166ZM215 244V245H216ZM7 246H10V245H8V244H6ZM115 245V244H114ZM164 246H165V244H163ZM168 245V244H167ZM170 245H172V244H170ZM221 245V244H220ZM146 245H144V247H145ZM188 246H190V245H188ZM140 247V246H139ZM146 247H148V245L146 246ZM154 247H156V246H154ZM168 246H166V248H167ZM200 247V248H199ZM226 247H228V244L226 243ZM114 249L115 248H117L116 246L115 247H113ZM112 248V249H113ZM122 248V247H121ZM143 248V247H142ZM157 248V250H158V248H159V246L158 247H156ZM162 248H164V247H162ZM165 248V249H166ZM191 248V247H190ZM118 249V248H117ZM117 249H115V250H117ZM126 249H127V246H126ZM152 249L150 250V252H149V255H152L151 253H152ZM161 249V248H160ZM163 250V249H161L162 251H164V252H166L167 250H168V248L166 249V250ZM169 249H170V247H169ZM194 249V248H193ZM220 249V248H219ZM111 250V249H110ZM141 250V249H140ZM145 250V249H144ZM117 251H119V249L117 250ZM147 251H148V248H147V250L145 251L146 253H147ZM122 252H125V251H122ZM168 252V251H167ZM172 252V251H171ZM207 252H209V251H207ZM227 252H228V250H227ZM234 252V251H233ZM109 253V252H108ZM114 253H115V251H114ZM141 253V252H140ZM159 253H160V250H159ZM178 253H179V251H178ZM196 253V252H195ZM75 254H76V256H75ZM120 254V253H119ZM172 254V253H171ZM185 254V253H184ZM3 255V254H2ZM142 255V254H141ZM162 255H163V253H162ZM114 256H116L115 254H114ZM120 256V258H121V255H119ZM119 256L117 255L116 257H117V259L119 258ZM136 256L137 255H133V257H135L133 260H131V259H128V263H125V264H143V262H142V260L144 259V257H143V259L141 260L140 258H136ZM169 256V255H168ZM182 256H184L183 254H182ZM196 256V255H195ZM146 257V256H145ZM147 257H149V256H147ZM171 257V256H170ZM89 258V257H88ZM132 258V257H131ZM142 258V257H141ZM165 258V257H164ZM195 258V257H194ZM4 259V258H3ZM8 259H10L9 257H8ZM86 259V258H85ZM148 259V258H147ZM153 259V258H152ZM168 260L167 261H169V258H167ZM173 259V258H172ZM120 260H122V259H120ZM123 260H126V259H123ZM4 261V260H3ZM13 261H14V259H13ZM61 261V260H60ZM84 261H86V260H84ZM144 261V260H143ZM146 261V260H145ZM148 261V260H147ZM147 261L145 262L146 264H149L150 262H151V260H150V258H149V261H148V263H147ZM156 262V261H155ZM5 263V262H4ZM8 263H9V260H8ZM12 263H14V262H12ZM12 263H10V264H12ZM144 263V264H145ZM153 263V262H152ZM158 263H161V261H159V262H157V264ZM162 263H163V261H162ZM161 263V264H162ZM6 264V263H5ZM100 264V263H99ZM124 264V263H123ZM167 264V263H166ZM170 264V263H169ZM173 264V263H172Z\"/></svg>","mask_w":264,"mask_h":264}]
</instances>
